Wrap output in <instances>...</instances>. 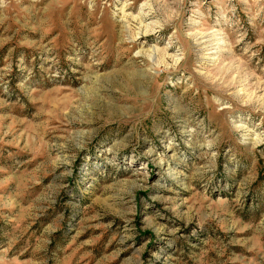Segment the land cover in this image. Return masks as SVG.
<instances>
[{
    "label": "rangeland",
    "instance_id": "374dc122",
    "mask_svg": "<svg viewBox=\"0 0 264 264\" xmlns=\"http://www.w3.org/2000/svg\"><path fill=\"white\" fill-rule=\"evenodd\" d=\"M0 264H264V0H0Z\"/></svg>",
    "mask_w": 264,
    "mask_h": 264
},
{
    "label": "bare ground",
    "instance_id": "6f19581e",
    "mask_svg": "<svg viewBox=\"0 0 264 264\" xmlns=\"http://www.w3.org/2000/svg\"><path fill=\"white\" fill-rule=\"evenodd\" d=\"M151 55V54H150ZM153 55V54H152Z\"/></svg>",
    "mask_w": 264,
    "mask_h": 264
}]
</instances>
